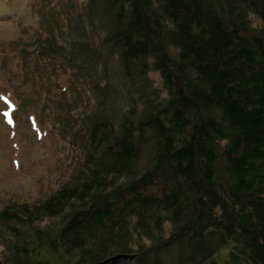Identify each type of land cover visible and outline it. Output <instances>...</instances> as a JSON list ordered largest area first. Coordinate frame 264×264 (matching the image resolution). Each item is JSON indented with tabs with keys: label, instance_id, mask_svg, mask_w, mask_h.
<instances>
[{
	"label": "trees",
	"instance_id": "1",
	"mask_svg": "<svg viewBox=\"0 0 264 264\" xmlns=\"http://www.w3.org/2000/svg\"><path fill=\"white\" fill-rule=\"evenodd\" d=\"M61 1L38 51L75 164L0 210V264H264V0Z\"/></svg>",
	"mask_w": 264,
	"mask_h": 264
},
{
	"label": "rangeland",
	"instance_id": "2",
	"mask_svg": "<svg viewBox=\"0 0 264 264\" xmlns=\"http://www.w3.org/2000/svg\"><path fill=\"white\" fill-rule=\"evenodd\" d=\"M88 2L73 0L74 12L87 8ZM64 4L51 0L42 10L37 0H0V11L7 12H0V210L49 197L69 179L75 164L76 153L60 133L55 105L56 86L65 88L71 73L53 75L57 63L45 61L38 51L47 27L42 13ZM86 21L92 42L104 36L100 12L92 28ZM151 79L163 86L159 74H151ZM227 260L222 250L213 262Z\"/></svg>",
	"mask_w": 264,
	"mask_h": 264
},
{
	"label": "water",
	"instance_id": "3",
	"mask_svg": "<svg viewBox=\"0 0 264 264\" xmlns=\"http://www.w3.org/2000/svg\"><path fill=\"white\" fill-rule=\"evenodd\" d=\"M136 259V255L131 254H120L113 256L105 261L97 264H132Z\"/></svg>",
	"mask_w": 264,
	"mask_h": 264
},
{
	"label": "bare ground",
	"instance_id": "4",
	"mask_svg": "<svg viewBox=\"0 0 264 264\" xmlns=\"http://www.w3.org/2000/svg\"><path fill=\"white\" fill-rule=\"evenodd\" d=\"M0 10H3L1 7H0ZM0 12H3V11H0ZM13 12H15V11H13ZM4 13V12H3ZM12 13V12H11ZM4 15H6L7 16V12L6 13H4ZM9 15V14H8Z\"/></svg>",
	"mask_w": 264,
	"mask_h": 264
},
{
	"label": "snow or ice",
	"instance_id": "5",
	"mask_svg": "<svg viewBox=\"0 0 264 264\" xmlns=\"http://www.w3.org/2000/svg\"><path fill=\"white\" fill-rule=\"evenodd\" d=\"M7 115V114H6Z\"/></svg>",
	"mask_w": 264,
	"mask_h": 264
}]
</instances>
